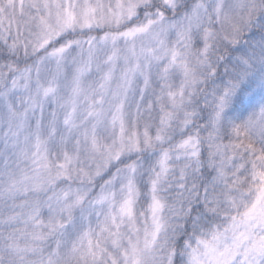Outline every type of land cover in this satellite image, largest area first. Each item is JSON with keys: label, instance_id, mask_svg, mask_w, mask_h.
Here are the masks:
<instances>
[{"label": "snow or ice", "instance_id": "obj_1", "mask_svg": "<svg viewBox=\"0 0 264 264\" xmlns=\"http://www.w3.org/2000/svg\"><path fill=\"white\" fill-rule=\"evenodd\" d=\"M0 264H264V0H0Z\"/></svg>", "mask_w": 264, "mask_h": 264}]
</instances>
